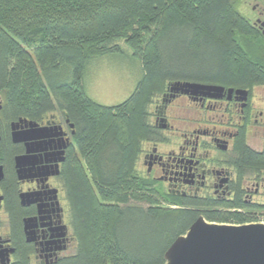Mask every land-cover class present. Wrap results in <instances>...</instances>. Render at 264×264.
Listing matches in <instances>:
<instances>
[{
	"label": "trees",
	"instance_id": "obj_1",
	"mask_svg": "<svg viewBox=\"0 0 264 264\" xmlns=\"http://www.w3.org/2000/svg\"><path fill=\"white\" fill-rule=\"evenodd\" d=\"M241 2L0 0V94L12 114L52 111L76 126L84 166L74 168L70 192L79 247L67 264H163L197 218L195 205L170 202L136 177L135 154L148 101L169 81L232 84L264 68V42ZM121 44L141 78L125 101L103 106L85 93L83 74Z\"/></svg>",
	"mask_w": 264,
	"mask_h": 264
},
{
	"label": "flooded vegetation",
	"instance_id": "obj_2",
	"mask_svg": "<svg viewBox=\"0 0 264 264\" xmlns=\"http://www.w3.org/2000/svg\"><path fill=\"white\" fill-rule=\"evenodd\" d=\"M241 12L264 42V8ZM146 123L136 177L170 202L195 205L188 208L197 218L264 222V68L232 84L169 81L149 99ZM82 166L69 118L52 111L13 115L0 94V264H67L76 254L70 177Z\"/></svg>",
	"mask_w": 264,
	"mask_h": 264
},
{
	"label": "water",
	"instance_id": "obj_3",
	"mask_svg": "<svg viewBox=\"0 0 264 264\" xmlns=\"http://www.w3.org/2000/svg\"><path fill=\"white\" fill-rule=\"evenodd\" d=\"M194 89L223 87L173 82ZM163 264H264V222L217 223L198 217L167 248Z\"/></svg>",
	"mask_w": 264,
	"mask_h": 264
},
{
	"label": "rangeland",
	"instance_id": "obj_4",
	"mask_svg": "<svg viewBox=\"0 0 264 264\" xmlns=\"http://www.w3.org/2000/svg\"><path fill=\"white\" fill-rule=\"evenodd\" d=\"M239 7L243 12L250 8H264V0H242ZM123 47L92 58L86 65L83 74L85 93L100 105L115 106L122 103L131 95L141 78L140 63L133 58L127 45Z\"/></svg>",
	"mask_w": 264,
	"mask_h": 264
}]
</instances>
